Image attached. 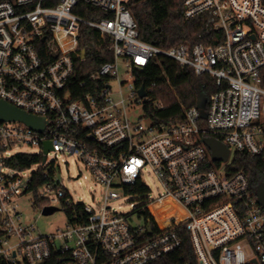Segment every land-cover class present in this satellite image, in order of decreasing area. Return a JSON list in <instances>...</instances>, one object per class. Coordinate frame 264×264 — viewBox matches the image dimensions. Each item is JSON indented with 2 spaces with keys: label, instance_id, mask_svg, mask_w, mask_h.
I'll list each match as a JSON object with an SVG mask.
<instances>
[{
  "label": "built area",
  "instance_id": "2783aa9c",
  "mask_svg": "<svg viewBox=\"0 0 264 264\" xmlns=\"http://www.w3.org/2000/svg\"><path fill=\"white\" fill-rule=\"evenodd\" d=\"M129 1L0 0V101L47 120L43 132L0 121V257L12 264H151L176 252L180 233L150 234L142 204L131 213L109 204L120 191L128 194L126 187L142 184L149 193V173L163 192L144 202L159 200L183 213L198 264H264V206L248 176L230 169L236 152L264 160V0H184L185 19L203 18L206 32L222 31L223 38L169 49L141 39ZM81 3L112 17L82 16ZM82 26L112 37L114 59L76 82ZM161 56L208 76L217 88L204 106H183L182 121L158 122L164 104L154 95L157 81L140 97L132 80L134 66L159 63ZM136 103L150 104L153 118L145 110L133 115ZM208 136L229 147L227 161L213 159L202 141ZM44 141L52 146L45 162L27 169L8 164L21 153L44 157ZM66 154L82 160L105 188L104 203H82L84 214L75 211L66 227L41 234L23 223L18 200L33 194L34 173L53 166L38 196L61 209L81 203L57 177L54 159ZM134 214L144 223L131 224Z\"/></svg>",
  "mask_w": 264,
  "mask_h": 264
},
{
  "label": "trees",
  "instance_id": "16d2710c",
  "mask_svg": "<svg viewBox=\"0 0 264 264\" xmlns=\"http://www.w3.org/2000/svg\"><path fill=\"white\" fill-rule=\"evenodd\" d=\"M184 0H130L129 6L132 15L138 24L140 37L144 41L158 47L169 49L180 43H203L214 45L222 41V31L206 32L203 18L185 19L183 16ZM77 13L96 19L98 17L111 18L110 12L99 10L93 6L80 4ZM218 36V37H216ZM215 38L219 40H215ZM113 39L108 34L87 27H81L80 49L75 58L76 82L88 79L105 62L114 59L111 49ZM90 45V49L86 46ZM133 82L137 87L149 88L154 81L157 87L154 95L162 100L164 108L158 111L155 118L158 122H177L184 120V110L192 106H204L208 96L216 91L214 80L208 76H197L189 68H182L173 59L161 56L159 63L151 62L146 67L132 68ZM264 78V69L262 70ZM264 86V80H263ZM73 90V89H72ZM82 92V89L80 90ZM153 96V90L151 92ZM74 97L80 98V93L74 89ZM144 110L153 118V107L144 105ZM43 156L36 154H16L8 160V164L20 169H27L33 164L42 163ZM230 169L235 172H244L251 183L252 189L264 183V160L261 156H252L244 152H236L233 156ZM54 167L50 169L40 168L34 173L31 183V191L34 195V203L41 208L48 206L49 201L38 196L39 188L48 180L46 175L52 174ZM129 193H146L144 185L126 187ZM67 217L72 218L74 212L84 214L83 204L63 205ZM141 214L145 221L152 227L155 234L169 229H176L182 238V245L176 251L163 256L157 262L151 264H198L194 248L188 231L184 226V215L180 211L172 209L167 203L159 200L146 201L142 204ZM0 264H12L0 257Z\"/></svg>",
  "mask_w": 264,
  "mask_h": 264
},
{
  "label": "rangeland",
  "instance_id": "374dc122",
  "mask_svg": "<svg viewBox=\"0 0 264 264\" xmlns=\"http://www.w3.org/2000/svg\"><path fill=\"white\" fill-rule=\"evenodd\" d=\"M119 70L121 75H125L127 70L126 62L120 61ZM117 88V84H114ZM124 93L128 95L129 89L125 87ZM135 116H144V106L141 103H136L132 111ZM21 150L28 153H36L39 151L37 146H23ZM52 160V156H49ZM233 157L230 161H232ZM56 161L57 177L63 187L69 192L75 202L86 203L90 205L104 203L105 188L95 179L86 164L79 160L73 154L60 155ZM30 173V172H29ZM145 182L150 188V192L144 195L125 194L122 191L121 196L117 199H110L109 204L117 208L122 213H131L136 207H139L146 199L158 198L163 192L157 179L150 177L149 173L144 174ZM20 210L23 214L22 221L26 224H34L37 226V232L41 234H49L56 232L58 229L66 227L68 217L63 208L50 215H43L42 208L34 203V195L31 193L25 194L19 200ZM131 224H142L144 219L134 214L130 218ZM15 240H12L14 243Z\"/></svg>",
  "mask_w": 264,
  "mask_h": 264
},
{
  "label": "water",
  "instance_id": "95a60500",
  "mask_svg": "<svg viewBox=\"0 0 264 264\" xmlns=\"http://www.w3.org/2000/svg\"><path fill=\"white\" fill-rule=\"evenodd\" d=\"M138 93L140 97H146L147 95L144 86H141L139 88ZM143 101L146 102L147 101L146 98H144ZM0 121H21L27 124L32 129L39 132H43L47 125V120L44 117L27 113L5 101H0ZM202 141L210 149L214 160L227 161L229 159L230 149L222 141L212 136L204 137ZM51 148H52L51 142L44 141V153H45L43 157L44 162L47 159L46 154L51 150ZM256 193L258 196L259 203L264 206V183L260 184L257 187ZM59 210H61V208L57 206H45L42 209V214L50 215ZM148 230L149 233L152 234L150 224H148Z\"/></svg>",
  "mask_w": 264,
  "mask_h": 264
}]
</instances>
